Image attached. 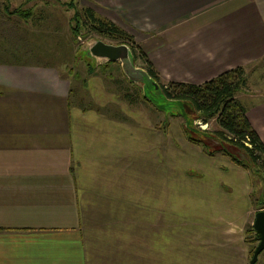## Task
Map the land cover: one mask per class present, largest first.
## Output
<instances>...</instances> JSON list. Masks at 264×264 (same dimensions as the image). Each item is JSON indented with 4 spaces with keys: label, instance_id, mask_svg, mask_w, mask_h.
Listing matches in <instances>:
<instances>
[{
    "label": "crops",
    "instance_id": "1",
    "mask_svg": "<svg viewBox=\"0 0 264 264\" xmlns=\"http://www.w3.org/2000/svg\"><path fill=\"white\" fill-rule=\"evenodd\" d=\"M86 1L80 6L143 46L162 82L199 83L244 67L235 97L264 144V0ZM28 20L0 14V264H250L243 229L263 207L235 204L224 189L230 180L198 177L215 165L191 147L201 162L178 172L215 212L183 230L168 204L166 143L149 117L96 73L72 85L33 50ZM119 102L120 114L108 110ZM231 165L246 199L252 172ZM177 197L175 205L187 198ZM195 245L183 261V249Z\"/></svg>",
    "mask_w": 264,
    "mask_h": 264
},
{
    "label": "rangeland",
    "instance_id": "2",
    "mask_svg": "<svg viewBox=\"0 0 264 264\" xmlns=\"http://www.w3.org/2000/svg\"><path fill=\"white\" fill-rule=\"evenodd\" d=\"M85 3L89 2H87L86 0H0V14L13 19L28 18V22L26 24L23 23V27L26 29H32V32L35 31L37 34V36L33 38V50L39 51L40 58H42V60L50 59V62L53 63L58 69H60L64 73L69 74L70 79L73 82L72 85L80 86V82L85 83V77L88 75H86L85 61L82 58H79L76 54L77 48L93 37H98L108 42H116V38L98 34L94 30L85 28L83 26L77 28V32L72 39L71 32L69 30V24L71 23L72 25H74L75 22L73 19V13L75 9H79L80 5H84ZM15 8L25 11V14L19 12V10L15 12ZM23 15H26V17H23ZM9 29L13 30L15 28L10 26L5 27L6 31H8ZM139 46L142 50H144L142 45ZM135 63L141 65L142 61L139 57H136ZM93 69V75H95L96 73V76H100L99 79H102L101 81L104 82V85L114 91L112 92L119 100L121 99L123 101L121 95L122 88H119L120 86L118 81L124 87H126V85H129V88L131 87V89L136 91L138 95L135 98V105L133 104L134 107L143 109V111L149 117L152 128L156 129V133L159 135V140L161 141V143H166V173L168 178L167 184L169 185V188L171 190V192H169L168 194L171 198H175V200L168 198V204H174L173 211L182 214L181 217L183 218V221L181 223V226L183 230L189 227L198 228L199 226L208 224V219H212L215 212L214 207L207 202V198L201 195L198 196L196 194L197 191L187 183L185 179L188 176L185 174V172L182 170V175L178 172L177 165L180 166L179 164L183 165L189 162H201V159L194 157L195 152L193 154V150H190L192 148H199V150L202 151L201 153H203L204 155H209L207 161H209L211 157L213 161L212 163L215 165V168L211 169L210 171H203V173H199L198 177L203 176L204 178H209L214 176L216 178L230 180L232 185L225 186L224 189H228L227 194L234 197L235 204H237L238 206H244V204L248 202H253L258 207V205L260 204L258 200H260L263 195V193L261 194L262 178L260 175L249 173V175L252 177V179L248 177V184H251V190L249 189V192L247 193L248 197L246 199L242 198L241 188L243 187L239 185L238 181L242 182L244 179L243 177L235 174V166L231 165L240 163L235 162L227 154H225L223 150L218 148L221 145L212 143L210 139L204 140L206 144L215 147L213 149H217L212 150L211 153H209L206 152L201 145L190 142L188 139H186L182 130V123L185 122L183 116L166 114L162 110L156 109L150 103L142 99L140 97L141 92L139 86L134 83H127L124 75L119 68L118 61H110L108 63L97 62ZM259 71L260 70L258 69L257 72ZM244 75L246 77V71ZM86 82L88 84L89 82H91V80H88L87 78ZM89 90L91 89L89 88ZM107 90L108 91H106L105 93L100 91V98H103V94H105V96H110L109 93H111V90ZM153 91L154 92L152 93V99L155 102L162 104L163 107L166 108L170 104V102L163 99L160 92H158L159 89L155 88L153 89ZM180 102H182V107L184 109L183 115L187 118L188 121L191 120V118L195 115L191 103L183 98H180ZM121 104L122 102H119L118 109L110 106L108 107V110L113 111L115 114H120V110H122ZM199 120L203 123H206L203 129L208 130L217 128L214 116H211L208 119L199 118ZM180 137H182V139L184 138L183 142L181 141L182 139H180ZM222 144L227 146L232 152H239V154L248 157L242 147L228 143L226 141H222ZM198 153L200 154L199 151ZM181 167L182 166H180V169ZM261 170V173H264V165L262 166ZM190 171L195 172L193 170ZM186 173L188 174V172ZM170 177H175L178 180L172 182V179ZM224 182L227 183V181ZM233 182L237 184H233ZM178 194L183 197L186 196L187 198L178 200V202H180L175 205V201L177 202L178 199ZM251 220L252 219L250 218L249 222H247L244 226V239L246 236L245 227L248 223H252ZM253 243H255L256 245L257 241ZM195 247L198 248V245L190 246V249H183V261L186 258H190V254H185V252H197V250L193 249ZM249 254L251 257L250 251ZM197 262L199 263L200 261L197 260L195 264ZM255 264H264V248L258 253Z\"/></svg>",
    "mask_w": 264,
    "mask_h": 264
},
{
    "label": "trees",
    "instance_id": "3",
    "mask_svg": "<svg viewBox=\"0 0 264 264\" xmlns=\"http://www.w3.org/2000/svg\"><path fill=\"white\" fill-rule=\"evenodd\" d=\"M17 10L25 14V11L21 9H14L15 12ZM23 17H26V15H23ZM73 19L75 22L74 25L71 23L69 24L72 39L77 32V28L83 26L94 30L98 34L116 38V42L126 43L132 50L134 60L136 57L141 59V66H143L159 83L166 97L175 99L183 98L190 101L195 112V118L208 119L209 117L214 116L217 128L204 130L212 132L221 141L238 145L245 150L248 157H246V159H239L224 148H220L235 162L247 167L253 174L261 176V194L263 193V195L262 198L258 200V202H260L258 207H264V173H261L262 166L264 165V144L247 118L245 106L237 97H235V94H237V92H239L246 84L244 67L238 65L225 69L199 83L178 80H167L162 82L159 80L156 71L146 57L145 52L137 43H135L131 34L117 26L108 18L96 15L89 6H80L79 9H75ZM108 62L110 61H105V63ZM93 67L94 66L86 63V73H92L94 71ZM125 80L129 84H133L126 78ZM118 83L120 86L119 88H122V98L126 99L129 103L134 104L135 98L138 95L136 91L131 89V87L129 88V85L124 87L119 81ZM140 97L147 101L141 93ZM183 132L186 139L190 142L201 145L206 152L211 153L212 150H217L209 149L202 140L189 136L184 130ZM245 234V239L250 244L249 251L252 254L255 247V243L253 242L258 241L252 223L246 225Z\"/></svg>",
    "mask_w": 264,
    "mask_h": 264
},
{
    "label": "water",
    "instance_id": "4",
    "mask_svg": "<svg viewBox=\"0 0 264 264\" xmlns=\"http://www.w3.org/2000/svg\"><path fill=\"white\" fill-rule=\"evenodd\" d=\"M76 54L79 58H82L86 63L92 66H95L97 62L118 61L119 68L125 78L139 86L141 95L153 107L158 110H162L166 114L183 116L185 122L182 123V129L189 136L202 140L204 143V140L210 139L212 143L221 145L218 148H224L239 159H246V157L239 154V152H232L227 146L222 144V141L212 132H208L198 127L194 122L195 115L191 118V120L188 121L183 115L184 109L180 99L169 98L164 95L159 83L147 72L143 66L135 63L132 50L126 43L108 42L101 38L93 37L78 47ZM155 88L159 89L158 92H160L165 101L170 102L166 108H164L162 104L157 103L152 99V93L154 92L153 89ZM206 146L209 149L215 148L208 144H206ZM252 226L256 232L258 241L252 251L249 263L255 264L258 253L264 248V207L255 211Z\"/></svg>",
    "mask_w": 264,
    "mask_h": 264
},
{
    "label": "built area",
    "instance_id": "5",
    "mask_svg": "<svg viewBox=\"0 0 264 264\" xmlns=\"http://www.w3.org/2000/svg\"><path fill=\"white\" fill-rule=\"evenodd\" d=\"M194 122H195V124L198 126V127H200V128H204V126L206 125V123H203L202 121H200L199 120V118H195L194 119ZM245 143H247V142H245Z\"/></svg>",
    "mask_w": 264,
    "mask_h": 264
}]
</instances>
